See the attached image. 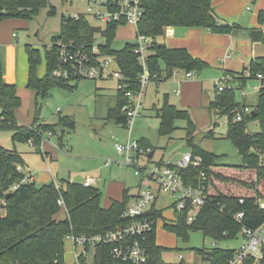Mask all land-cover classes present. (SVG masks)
<instances>
[{
    "label": "trees",
    "instance_id": "16d2710c",
    "mask_svg": "<svg viewBox=\"0 0 264 264\" xmlns=\"http://www.w3.org/2000/svg\"><path fill=\"white\" fill-rule=\"evenodd\" d=\"M212 0H144V15L138 24L141 34L152 38L149 55V66L153 73L162 75L163 80L172 77L173 69L183 71H200L208 64L201 58L192 56L187 49L170 48L157 38L164 34V29L169 26L185 28H204L213 33H231L238 29L237 24L222 23L212 7ZM48 5V0H0V20L7 17L31 18L38 14L42 7ZM50 13L54 12L50 6ZM264 19V11L258 15L259 23ZM118 24L107 25L101 30L92 26L83 14L79 19L67 16L62 21L61 32L53 37V45L58 39L73 38L77 42L89 41L95 32H101L106 37L105 53L117 58L123 75L130 79L136 87V77L139 66L135 55L131 52L132 44H125L119 50L111 47ZM248 35L252 42H263L264 33L259 28H248ZM51 44V45H52ZM28 70L26 86L34 91L35 117L31 127L19 125L14 111L20 106V98L16 94V86L7 83L3 78L0 61V128L6 127L13 131L12 139L28 141L33 138L40 144V137L32 128L39 122L38 113L41 100L47 97L50 87L69 86L67 83L58 82L51 76V68L55 59V51L45 48L43 55L39 49L26 45ZM45 58V72L42 77L37 75V67ZM264 72V56L251 60L247 68L241 73ZM230 73V72H229ZM255 73V74H256ZM233 79L221 92H216L211 98L208 108L217 114H226L229 118L231 111L239 105L234 100L235 88H242L249 77L239 78L231 73ZM245 79V80H243ZM243 80V81H242ZM242 81V83H241ZM258 101L254 107L255 116L248 115L243 120L227 123L225 137L229 139L238 154L241 164L233 168L218 164L217 156L199 148L193 143L192 136L187 137V144L192 155L202 158L198 167L182 169L183 177L187 182L195 183L197 174L203 170L207 177V204L198 213L190 224L185 222V213L178 214V219L172 224H165L171 232L183 241L188 240L189 232L200 231L204 236L214 240L236 238L240 233L241 224L236 222L232 215L244 211L242 223L255 228L264 222V207L259 205V200L264 199V85L258 90ZM124 102L122 91L116 90V103L108 111V118L125 125V115L121 112ZM160 119L159 135H169L174 131L173 122L177 118L188 120V125L194 128L187 111L177 109L164 97L162 105L157 108ZM249 119H258L262 129L256 133L246 130ZM5 120V121H4ZM74 119L69 116L59 117L54 125L39 124V130L50 131L56 134L57 130L73 129ZM43 130V131H44ZM210 133V131H209ZM62 138H59L61 145ZM140 146L153 151L144 139H139ZM149 151V152H150ZM163 163L162 161H159ZM16 165H24L22 157L15 151L0 147V207L5 213L0 217V264H65L64 237L72 231L75 233L105 232L115 228L123 222L120 214L130 199L127 191L124 192L122 202L114 201L104 209L100 205V192L94 186H84L83 182L60 180L57 189L53 182L37 187L35 182H28L19 186L17 190L9 192L12 184L16 183L21 174L16 172ZM7 193H10L7 196ZM7 196V197H6ZM62 196L66 215L63 219L56 217L61 209L57 199ZM243 198V203L239 202ZM155 216H162L163 210L153 211ZM155 232L148 236L147 247L150 254L148 264H173L164 261L161 257L164 248L156 244ZM194 251L206 264H227L233 256L235 248H221L213 246L209 249L195 248Z\"/></svg>",
    "mask_w": 264,
    "mask_h": 264
},
{
    "label": "rangeland",
    "instance_id": "374dc122",
    "mask_svg": "<svg viewBox=\"0 0 264 264\" xmlns=\"http://www.w3.org/2000/svg\"><path fill=\"white\" fill-rule=\"evenodd\" d=\"M101 1L104 0H48V5L42 7L38 14L31 18L7 17L0 20V61L3 78L16 86L20 106L14 113L23 126L31 127L35 117V94L26 86L28 70L26 45L38 47L44 52L45 48H49L53 43V37L60 34L62 21L69 15L80 13L86 17L90 25L102 26L101 22L86 11L89 5L95 11V5ZM50 6L54 10L52 13L49 12ZM233 8L234 14L220 16L225 22L241 27L231 36L233 41L227 39L230 36L211 40L205 37L201 45L207 47L204 55L208 60L202 57L201 59L208 65L200 71H193V79H182L181 83L178 81L182 75L180 73L158 83H148L143 99V110L140 116L133 119L132 128L117 124L108 118L109 109L116 103L114 79H80L69 83V86L50 87L47 97L41 100L39 122L34 124L54 125L59 117L69 116L75 121L73 129L57 130L56 134L50 132L49 136L46 134L49 131L35 128L37 132L46 133L42 135L43 142L40 146L35 142L33 146H29L26 141L13 140V131L3 127L0 128V147L15 151L22 157L24 169L33 172L36 186L51 182L59 183L60 180L82 183L87 177L94 178L96 180L94 186L101 194L100 205L104 209L109 208L114 201L122 202L125 191L131 194L139 187V178L134 175L133 168L115 163L116 160L123 159L115 150L114 144L117 142L124 144L128 139H144L154 151L150 163L159 161L168 163L178 160L182 153L191 151L187 144V137L191 135L193 143L215 154L216 162L224 165V168L240 165L241 156L232 142L225 137L228 116L216 115L209 110L208 105L213 97V83L221 80L226 73L232 76L231 73L224 71L226 67L233 72L238 71L235 76L244 78L246 73L240 71L242 64L246 67L251 59L264 56V43L261 41L252 43L247 30L261 28L264 31V24L258 21L260 11L264 10V0H236ZM181 28L184 27L176 26V35ZM165 29L167 32V28ZM135 35L134 25L118 26L111 47L119 50L125 44H133L136 41ZM158 39L164 42L165 38ZM167 45L171 44L167 42ZM225 53L230 55L223 68L221 63ZM44 59L42 56L37 67V75H44ZM251 74L250 72L251 78L243 79L245 84L242 88H235L234 100L239 105H248L253 111L259 95L253 87H258L259 82L252 78ZM235 85L238 83L229 84L232 88ZM178 88L181 89L180 95L174 93ZM242 89L245 95L241 94ZM163 94H167L169 103L174 104L177 109L187 111L194 128L188 125L187 119L177 118L173 122L175 129L171 134L159 135L160 119L157 116V108L162 105L165 97ZM153 104L155 108H152ZM261 129L258 119H249L246 122V130L249 133H256ZM105 161H109V165H106ZM173 200L174 198L160 195L156 201L157 208L163 209V216L158 220L155 241L164 248L161 255L164 261L175 264H206L194 251L195 248L209 249L218 246L237 249L243 243L241 235L214 242L200 231L189 232L188 240L183 241L164 227L165 224H172L175 221L176 214L169 207ZM4 213L5 209L0 207V217ZM65 215V209H60L56 217L63 219ZM63 247L64 262L70 264L73 260L72 243L65 239ZM179 253L183 256L182 262L177 259Z\"/></svg>",
    "mask_w": 264,
    "mask_h": 264
},
{
    "label": "built area",
    "instance_id": "2783aa9c",
    "mask_svg": "<svg viewBox=\"0 0 264 264\" xmlns=\"http://www.w3.org/2000/svg\"><path fill=\"white\" fill-rule=\"evenodd\" d=\"M95 8L94 11L89 5L86 11L103 24L95 26L101 30L114 23L118 26L131 24L136 28V41L131 48L139 66L136 87H133L130 79L123 75L117 58L105 53L106 37L99 31L95 32L89 41L80 43L73 38L58 39L54 45H50L49 49L52 48L55 51L51 76L58 82L67 84L80 79H114L116 90L122 91L124 98L120 110L125 115V125L127 128H132L133 119L140 116L143 110V99L148 83L163 81L162 75L159 76L150 70L149 55L152 38L138 31V24L145 10L144 0H104L95 5ZM67 17L77 20L80 18V13ZM180 73L185 79L194 77L193 71L181 69H173L172 76L176 77ZM245 73L247 77L250 76L248 71ZM254 78L258 80L259 85L253 88L258 91L264 85V72L254 74ZM232 79L233 77L226 73L221 80L214 82L216 92L219 93L226 88L229 85L227 82ZM175 92L179 94L180 90H175ZM241 94L245 95L243 89ZM251 112L248 105L240 104L231 111L227 123L241 121L251 115ZM36 127L34 126L32 130L40 137V146L43 142L42 135L47 131L37 132ZM46 134L51 135L50 131ZM33 142V138L27 141L29 146H33ZM114 147L123 157L115 163L133 168L134 175L139 178V188L135 194L130 196L122 209L120 217L123 222L115 228L94 233L70 231L65 235L64 240L68 239L73 247V260L70 264H148L150 258L147 247L148 236L151 232L156 234L158 220L162 218V216H155L153 212L158 210L155 205L158 197L166 195L168 198H174L169 203V207L176 214L175 220L178 219V214L184 212L185 222L188 224L195 220L201 208L207 204L205 172L200 170L195 183L192 184L188 183L181 173L182 169L200 166L202 163L200 156L192 155L191 151H187L174 162L150 163L149 148L140 146L138 140L128 139L124 144L117 142ZM262 162L264 164V157H262ZM109 163L105 161L106 165ZM16 172L21 174V177L10 186L9 192L34 180L33 172L25 170L22 165H16ZM95 183L94 178L87 177L83 185L90 186ZM54 184L57 189L60 188L58 182ZM243 201V198H239L240 203ZM57 205L66 211L62 196L57 199ZM259 205L264 207V199L259 200ZM243 216L244 211L232 215V218L241 224L238 235H241L244 240L239 248H235L227 264H264V222L258 227L251 228L242 223ZM177 259L182 262V254L179 253Z\"/></svg>",
    "mask_w": 264,
    "mask_h": 264
},
{
    "label": "crops",
    "instance_id": "0c3cea01",
    "mask_svg": "<svg viewBox=\"0 0 264 264\" xmlns=\"http://www.w3.org/2000/svg\"><path fill=\"white\" fill-rule=\"evenodd\" d=\"M236 0H212V7L214 9V11L216 12L217 16L219 17L220 21L222 23H228L227 21L225 22L223 18H221L220 16H225L224 14H231V13H235V8H233V4L235 3ZM264 11V10H263ZM230 16V15H229ZM230 24V23H228ZM234 24V23H233ZM262 24H264V19H263V22ZM238 25V24H237ZM167 28V32H165L166 29H164V34L162 36H160L161 38H165L167 39V41L164 39V42L160 41L158 38H157V41L159 42H162L164 43L166 46L170 47V48H175V47H182V48H185L187 49V51L194 57H198V58H203L204 60H208L206 55H204L205 51L207 50V47L205 46H202L201 45V41L206 37L208 40H211V39H215L216 37H228L227 39L228 40H232V35H234V32H236L235 30L231 33H213V32H209L207 31L206 29L204 28H181L179 29L180 32L176 35L175 32L177 31L175 28L176 27H172V26H169V27H166ZM241 27L239 26L238 29H240ZM261 31L262 29L259 28ZM264 33V31H262ZM224 35V36H222ZM249 36V35H248ZM250 39V38H249ZM233 41V40H232ZM167 42H169L171 45H167ZM259 42V41H258ZM252 43H255V42H252ZM37 49H39L38 47H35ZM40 52L42 53L43 50L39 49ZM43 55V53H42ZM229 55L228 53H225L223 58H222V63H221V66L224 68L225 66V63H226V59L229 58ZM259 58V57H258ZM257 59V58H256ZM251 60H254V59H251ZM250 60V61H251ZM45 61V59H44ZM46 62V61H45ZM249 65V64H248ZM248 65L245 67L243 64H242V68L241 70H243V68H247ZM240 70V71H241ZM224 71H227V72H230V73H237L238 71L236 72H233L231 71L230 69H228V67H226V69ZM45 72V71H44ZM39 77H41L42 75H38ZM194 77L192 78H189V79H185L183 77V74L181 75L180 79L178 80L179 82L183 81V80H190V79H193ZM183 79V80H182ZM6 81V80H5ZM26 82H27V79H26ZM7 83H10V82H7ZM182 83V82H181ZM13 84V83H11ZM175 90H180V93L177 94V95H180L181 94V89H175ZM16 93H17V90H16ZM174 93L176 94V92L174 91ZM214 94V90L212 91V96ZM167 97V100H168V96L167 94H163V97ZM169 102V101H168ZM155 108V105L153 104L152 108ZM18 121V120H17ZM19 125H22L18 122ZM152 152V154L150 155L153 156V153L154 151H150ZM149 152V153H150ZM24 167V165H23ZM25 168V167H24ZM27 170V169H26ZM35 182V180H33ZM37 187H40V186H37ZM139 188V187H138ZM137 188V190H138ZM136 191H134L133 193L129 194L130 196L135 194ZM157 205V203L155 204ZM157 207V206H156ZM162 209V208H161ZM163 210V209H162ZM163 216V215H162ZM156 235V234H155Z\"/></svg>",
    "mask_w": 264,
    "mask_h": 264
},
{
    "label": "water",
    "instance_id": "95a60500",
    "mask_svg": "<svg viewBox=\"0 0 264 264\" xmlns=\"http://www.w3.org/2000/svg\"><path fill=\"white\" fill-rule=\"evenodd\" d=\"M251 116H252V117L255 116V112H254V110L251 112ZM151 154H152V152L149 153V156H150ZM9 194H10V193H7V196H9ZM7 196H6V197H7ZM1 207H2V206H1Z\"/></svg>",
    "mask_w": 264,
    "mask_h": 264
}]
</instances>
